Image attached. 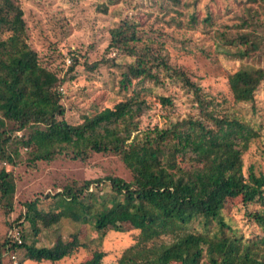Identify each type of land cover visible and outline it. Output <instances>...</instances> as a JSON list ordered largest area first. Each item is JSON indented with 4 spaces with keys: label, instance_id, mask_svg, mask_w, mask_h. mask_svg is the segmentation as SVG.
I'll list each match as a JSON object with an SVG mask.
<instances>
[{
    "label": "trees",
    "instance_id": "1",
    "mask_svg": "<svg viewBox=\"0 0 264 264\" xmlns=\"http://www.w3.org/2000/svg\"><path fill=\"white\" fill-rule=\"evenodd\" d=\"M117 1L106 0L98 11L105 13ZM195 1L158 0L156 8L163 13ZM194 15L189 13V24L195 23ZM169 43L186 42L133 19L109 29L101 58L82 64L95 68L104 57L116 58L113 53L130 58L120 86H132L131 91L113 106L71 123L60 91L66 75L56 67V55H43L31 44L20 0H0V264H57L79 255L74 264H103L104 232L124 224L139 233L131 235L134 243L116 264H264V171L251 164L244 169L243 161L257 133L209 95L200 77L172 60ZM235 49L221 50L239 64L227 75L232 103L252 102L264 80V30L241 33ZM73 51L68 72L77 61ZM249 56L261 62L246 65ZM172 81L181 82L196 110L142 127L153 104L147 97L152 88L145 84L164 88ZM153 96L161 107H172L171 96ZM106 155L118 159L127 178L102 171L73 178L48 170L40 183L49 180V190L32 197L26 188L17 193L20 180L40 164L75 163L91 171L95 159ZM156 198L162 202L156 204ZM228 198L244 208L257 204L245 210V217L260 234L245 238L225 231ZM45 199L53 201L52 209L37 208ZM28 215L39 217L43 228L66 223L76 233L88 224L100 234L89 241L73 237L54 250L40 239L41 226L26 227ZM192 223L201 229L187 231ZM10 231L19 232L20 242ZM82 252L89 256L82 258Z\"/></svg>",
    "mask_w": 264,
    "mask_h": 264
},
{
    "label": "rangeland",
    "instance_id": "2",
    "mask_svg": "<svg viewBox=\"0 0 264 264\" xmlns=\"http://www.w3.org/2000/svg\"><path fill=\"white\" fill-rule=\"evenodd\" d=\"M157 1L118 0L109 4L104 13L98 11V6L101 3L106 4V0H20L27 19L31 44L43 55H56V67L61 75H66L60 91L66 108L67 121L74 123L84 114H92L104 107H111L130 93L132 86L126 90L120 86L121 73L126 69L124 63H129L130 58L113 53L116 58L104 57L98 62V66L92 69L82 63L92 64L101 58L107 44L108 31L117 23L127 19L143 24L150 22L166 33L169 32V35L175 37L177 41L186 42L169 43L172 60L182 66L188 74L200 77L202 86L209 95L215 97L224 107H228L227 111L233 112L257 133V141H254L243 158L244 169L251 164L255 169L264 171L262 156L264 80L255 90L252 102L232 103L227 75L235 70V65L239 66V64L236 59L225 58L221 53L223 48L235 51L241 33H259L264 30V0H258L252 6L243 3V0H196L194 5L183 9L169 6L163 13L156 8ZM186 1L193 2V0ZM189 13L195 14L196 21L193 24H189ZM216 45L220 46L218 47L220 53L216 52ZM72 50L77 61L73 69L68 72L69 65L73 63L70 54ZM243 61L246 65H250L260 63L261 59L257 56H249ZM145 86L152 88H147V97L153 104L148 119H144L141 124L142 127L148 123L163 125L168 118H179L196 110L191 95L182 88L181 82H168L164 88L149 84ZM155 94L171 96L172 107H161L155 101L153 96ZM66 163H55L48 167L40 164L38 171L29 173L30 176L26 180H20L17 193L20 194V191L26 188L27 195L32 197L42 189L49 190L47 186L49 180L40 183L45 179L48 170L55 175L73 178L99 174L100 171L127 178V172L114 156L96 158L94 166L97 167L92 168L91 171L75 163ZM105 187L104 193L109 191V187L107 185ZM154 201L156 204L162 202L157 198ZM226 201L229 207L224 210V221L229 224V229L225 231L245 238L260 234L258 227L253 222H248L245 217V210L254 209L257 204L244 208L238 205L236 199L228 198ZM37 208L52 209L53 201L40 200ZM24 223L26 227H40L41 219L36 215H28ZM193 228L201 229L200 226L192 223L186 230ZM40 229L38 234L40 239L54 250H59L73 237L89 241L98 238L100 234L88 224L80 225L76 233L73 232L72 226L66 223L63 225L56 223L44 228L41 226ZM138 233L136 230H130L128 224H124L120 230H106L102 238L106 250L103 264H116L121 252L133 242L131 235ZM79 256L73 261L63 260L57 264H74L80 259ZM88 256L85 252L81 253L82 258ZM32 262L25 260L22 264H32Z\"/></svg>",
    "mask_w": 264,
    "mask_h": 264
},
{
    "label": "built area",
    "instance_id": "3",
    "mask_svg": "<svg viewBox=\"0 0 264 264\" xmlns=\"http://www.w3.org/2000/svg\"><path fill=\"white\" fill-rule=\"evenodd\" d=\"M9 236H11L13 239L17 240L18 242H20V240H21L18 231H10Z\"/></svg>",
    "mask_w": 264,
    "mask_h": 264
}]
</instances>
